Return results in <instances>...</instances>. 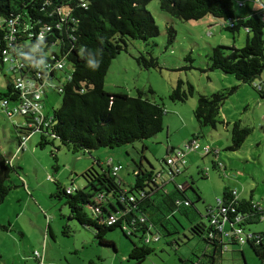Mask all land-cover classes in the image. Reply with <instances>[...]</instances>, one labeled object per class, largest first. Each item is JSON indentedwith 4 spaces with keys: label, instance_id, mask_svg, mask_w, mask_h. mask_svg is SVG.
<instances>
[{
    "label": "trees",
    "instance_id": "1",
    "mask_svg": "<svg viewBox=\"0 0 264 264\" xmlns=\"http://www.w3.org/2000/svg\"><path fill=\"white\" fill-rule=\"evenodd\" d=\"M152 1L0 0V63L2 67L7 66L9 71L6 92L0 93L1 104L6 99L11 102L21 100L16 80L21 74H27L26 70L30 74L33 73L29 71L31 68H42L46 63L62 60L72 70L61 71L65 73V82L61 86H55L54 81L60 80L53 79L52 84L46 87L58 90L62 104L54 110L53 115L46 116L50 123L48 129L41 131V147L59 141L75 154H91L100 148L116 149L136 141L149 140L164 130L166 111L160 103L151 100L147 92L139 90L138 95L132 97L126 93H110L105 88L112 62L122 52L128 51L130 41L139 40L148 44L160 36L159 26L146 9ZM158 1L161 11L168 16H165L168 22L169 19L198 21L211 15L225 22L235 20L234 27L224 28L233 35L242 28L248 29L243 48L224 45L213 47L208 56V68L232 75L242 83L252 85L258 79L264 81V20L258 9H251L248 15L243 16L238 14V10L248 7V3L242 8L239 0ZM47 27L51 29L46 31ZM42 32L43 39H39L38 35ZM167 33L168 42L172 44L176 31L168 26ZM9 44L20 46L25 53L22 59L24 67L18 72L12 71L2 58V50ZM137 60L146 68L159 66L151 55L149 59L141 55ZM235 89H225L210 96L199 94L194 111L195 119L201 127L216 128L220 124L231 127V151L239 150L253 131L240 121L226 123L221 119V109ZM148 93L154 94V91L150 89ZM195 94L192 84L180 80L169 98L173 102L185 103ZM260 95L264 97V94ZM16 131L20 145V135L30 134L22 126ZM194 138L199 139V136L194 135ZM209 154L216 158L220 155L215 151ZM164 162L171 175H177L167 159ZM97 163L99 170L95 167ZM219 166V162L215 161L214 168L218 169ZM13 173H18L14 164L0 159V206L17 187L11 183ZM83 177L85 185L82 188L73 186L64 189L57 183V197H65L71 219L83 226L95 228L96 237L102 244L114 245L105 241V235L117 228L130 240L132 237L138 238L140 244L131 240L129 255L136 264H143L154 253L150 245L156 242H147L149 238L159 237L153 230L158 232L162 228L167 231V236L175 234L168 229L167 223L177 213L195 219L189 209H195V202L201 201V195L193 184L180 186L171 180L174 189L170 190L167 184L159 183V174L154 169L139 168L135 183L128 189L109 167H103L96 160ZM20 180L21 185L25 186L24 181ZM69 189L73 190L70 194L67 193ZM189 190L193 192L195 202L188 196ZM221 200L223 204L219 208L208 207L205 215L195 209L200 219L191 221V231L213 246L214 254L208 263L199 261L193 264H217L216 257L222 258L229 251L224 250L225 238L218 225L213 223L214 217L226 219L231 229L239 227L245 233L247 226L264 219V209L260 204L253 199H239L236 190L231 187H225ZM87 208L92 211L93 217L87 214ZM222 208H226L227 212H222ZM111 217L115 218V222L109 224ZM7 230L8 226L0 222V231ZM248 236L247 244L264 261V233ZM233 245L240 246L233 241L229 243V247Z\"/></svg>",
    "mask_w": 264,
    "mask_h": 264
},
{
    "label": "rangeland",
    "instance_id": "2",
    "mask_svg": "<svg viewBox=\"0 0 264 264\" xmlns=\"http://www.w3.org/2000/svg\"><path fill=\"white\" fill-rule=\"evenodd\" d=\"M239 1L248 3V7L238 10L239 15H248L251 9L256 11V6L249 0ZM146 9L159 26L160 36L148 44L139 40L130 41L128 51L122 52L112 62L105 88L110 93H126L132 97H136L139 90L147 92L151 100L164 107L165 128L152 139L136 141L116 149L100 148L92 153L108 152L114 164L122 166L118 177L123 179L127 189L135 183L139 168L154 169L159 174V183H168L167 188L170 190L174 189L173 183L180 186L193 184L201 195V201L195 202L191 190L188 196L195 202L198 213L203 215L208 207L217 205L225 187L238 191L241 198L253 199L264 209V97L251 84L208 68V56L213 47L224 45L243 48L248 37L247 31L242 28L233 35L224 29L225 21L211 15L198 21L169 19L168 22L165 18L167 14L161 11L158 0L149 3ZM168 26L176 31L172 44L168 42ZM141 55L146 59L151 55L159 66L146 68L139 64L137 59ZM8 73L7 66L2 67L0 63V92L6 90ZM58 75L60 83L54 81V85L59 87L65 82V73L60 72ZM180 80L192 84L196 90V94L185 103L173 102L169 98ZM257 81L260 82L259 79ZM232 88L236 89L225 101L221 119L226 123L240 121L253 129L237 151L229 150L231 127L223 124L216 128L201 127L194 116L199 94L210 96ZM150 89L154 94L148 93ZM61 104L62 96L58 90L48 87L44 96V115H53ZM31 135L33 142H37L33 147L27 146L23 152L19 150L16 135L13 148L9 140L0 139L6 148V158L18 172L11 176V183L17 187L0 206V222L8 226L7 231H0V264H40L34 257L36 251L44 253L45 264H136L129 255L131 240L140 244L138 238L132 237L130 240L117 228L105 235V241L114 245L102 244L96 237L95 228L83 226L71 219L65 197H57V183L64 189L73 186L82 188L85 185L83 173L87 170L84 168L85 159H90L92 165L96 158L89 153L75 154L68 151L59 141L43 148L40 146L41 133L36 131ZM194 135L200 137L198 141L202 148H218L220 155L216 158L200 149L194 160L193 156H188V164L180 167V173L173 177L164 162L168 158V149L186 147ZM78 157L85 159L83 161ZM215 161L220 164L218 169L214 168ZM95 167L100 169L98 164ZM74 168L77 169V175L73 174ZM20 178L25 186L21 185ZM171 180L174 182L170 183ZM195 209H189L195 219L180 213L171 218L167 227L175 234L167 236V231L162 228L158 232L153 230L160 241L150 245L154 253L143 264H193L211 260L213 246L191 231V221L200 219ZM86 211L93 217L89 208ZM204 222L207 223V220L204 219ZM225 229L230 231L231 225L227 223ZM247 233H264V219L247 226ZM216 258L217 264H264L248 244L230 246L222 258Z\"/></svg>",
    "mask_w": 264,
    "mask_h": 264
},
{
    "label": "built area",
    "instance_id": "3",
    "mask_svg": "<svg viewBox=\"0 0 264 264\" xmlns=\"http://www.w3.org/2000/svg\"><path fill=\"white\" fill-rule=\"evenodd\" d=\"M249 1L254 6H256L258 11L260 12V15L262 16V19L264 20V0ZM245 5L246 2L239 1L240 7L243 8L245 7ZM83 6H85V4ZM234 25L235 20L233 19L229 20L228 22H223L224 28L227 26L234 27ZM50 29V27H47L46 31H49ZM245 30L248 32V29ZM43 34L44 32L40 33L38 35V38L43 39ZM30 36L32 37L33 34L30 33ZM24 57L25 53L23 49L18 45L11 46V44H9V46L2 50V58L4 63H6L14 72H18L19 70L23 69L24 63H22V59ZM66 69L72 71L67 67V63L62 60L54 63H46L42 68H31L29 69V71L31 70L33 73L30 74L28 70H26L25 72H27V74H21L17 77L16 80V88L21 91V100L11 102L10 100L6 99L2 102L1 106L8 117H26L22 128L30 135H28L27 133H22L20 135L19 150H21V152L25 151L27 142L31 138L32 133L36 131L41 133L43 129H48L50 119L48 120L43 113L42 102L45 89L47 86L52 84L53 79L60 80L61 78L59 77L58 73ZM260 81L261 82H254L252 86L254 89H256L257 92L264 94V81ZM200 149H202V151L206 154L213 151L210 147L207 146H204L202 148L198 139L194 138L190 140L186 147L173 150L172 155L167 159V163L171 165V167H173V169L176 171V174H178L180 173V167H184L188 164V153ZM106 166L111 169L114 175H118V172L122 169L121 165L114 164L113 159H108L106 161ZM72 191L73 190L69 189L67 190V193L70 194ZM221 204H223L222 200L219 199L216 206L219 208ZM214 211L215 210H213L212 212L215 213ZM222 212L226 213L227 209L222 208ZM113 222H115V218L111 217L109 224H112ZM213 223L217 224L220 231L223 232L225 238L224 242L226 244V246L224 247L225 251L229 249V243H231L232 241L238 243V245L240 246H245L247 244L249 236L244 232L243 229L234 227L233 229H231L232 231H228L225 229V225L229 222H227L226 219L219 220L217 217H214ZM159 240V237L155 236L153 238H149L147 242H158ZM34 257L39 261L40 264H44V253L36 251L34 253Z\"/></svg>",
    "mask_w": 264,
    "mask_h": 264
},
{
    "label": "crops",
    "instance_id": "4",
    "mask_svg": "<svg viewBox=\"0 0 264 264\" xmlns=\"http://www.w3.org/2000/svg\"><path fill=\"white\" fill-rule=\"evenodd\" d=\"M261 82V81H260ZM7 84H8V80H7V82H6V88H7ZM4 92H6V90L4 91ZM0 93H3V92H0ZM24 121H25V119H21L19 116H14V117H8L7 115H6V113H5V111H4V109L1 107V103H0V139H2V140H4V139H7V140H9L10 141V143H11V148H13V140H14V135H16V138H17V140H18V133H17V128L18 127H21L22 125H23V123H24ZM182 127H184V125H182ZM227 127V126H226ZM169 129L171 130V125H169ZM200 138V137H199ZM33 137H31L29 140H28V142H27V146H28V148L29 147H33V144L34 143H36L37 141H34L33 142ZM192 140V139H191ZM187 142V141H186ZM190 142V140L188 141V143ZM26 146V147H27ZM180 148H184V147H180ZM211 148V147H210ZM213 151H215V153H217V155L218 154H220V150L218 149V148H215V149H213V148H211ZM27 150V149H26ZM173 150H176L175 149V147H170L169 149H168V153H167V157L169 158L171 155H172V151ZM5 151H6V148L3 146V144L2 143H0V159H6V160H9V159H7L6 157V155L4 154L5 153ZM198 150H196V151H191V152H189L188 153V156L190 157V156H193V160L197 157V155H198ZM92 155H93V157H95L96 158V161L97 162H99L100 163V165H102L103 167H107L106 166V161L109 159V158H111L112 159V157H110L109 155V153L108 152H98V153H91ZM168 158H166V159H168ZM78 159H82L83 161H84V159L83 158H81V157H78ZM85 160H87V162H86V167H84V168H87V170L88 169H90L91 167H93V164L91 165V163H90V159H85ZM95 160V159H94ZM113 162H114V160H113ZM13 164V163H12ZM98 164V163H97ZM116 165V164H115ZM117 165H120V164H117ZM58 170V169H57ZM74 171V175H77L78 174V172H77V169L76 168H74L73 169ZM86 170V171H87ZM99 170V169H98ZM85 171V172H86ZM81 172V171H80ZM84 172V173H85ZM83 173V174H84ZM137 175V174H136ZM118 176V175H117ZM160 176H162V175H160ZM119 178V177H118ZM121 181L123 180V179H121V178H119ZM122 183L126 186V184L124 183V181H122ZM164 184H168V183H164ZM77 188V187H76ZM236 194H237V196H238V198L239 199H245V198H241V197H239V192L238 191H236ZM230 248V247H229ZM46 254V253H45ZM46 256V255H45ZM39 262V261H38ZM44 264H45V261H44Z\"/></svg>",
    "mask_w": 264,
    "mask_h": 264
}]
</instances>
